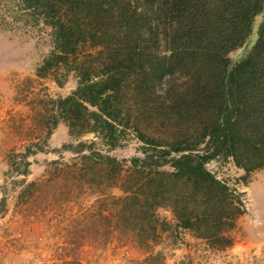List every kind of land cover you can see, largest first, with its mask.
Here are the masks:
<instances>
[{
  "label": "trees",
  "instance_id": "trees-1",
  "mask_svg": "<svg viewBox=\"0 0 264 264\" xmlns=\"http://www.w3.org/2000/svg\"><path fill=\"white\" fill-rule=\"evenodd\" d=\"M263 11L264 0H0L2 20L24 13L51 28L53 48L36 75L53 74L59 85L62 70L77 78L70 94L41 99L36 122L45 119L46 139L59 122L74 137L92 135L63 144L73 156L49 166L96 191L97 231L107 220L111 234L148 248L164 223L156 209L167 206L196 237L232 245L242 192L206 163L231 158L246 174L264 168V16L246 55L229 57ZM129 130L142 155H111ZM46 142L14 153L10 173L25 175L28 155ZM107 186L119 194L103 195Z\"/></svg>",
  "mask_w": 264,
  "mask_h": 264
},
{
  "label": "rangeland",
  "instance_id": "rangeland-1",
  "mask_svg": "<svg viewBox=\"0 0 264 264\" xmlns=\"http://www.w3.org/2000/svg\"><path fill=\"white\" fill-rule=\"evenodd\" d=\"M263 16L264 11L254 18L247 42L229 54L232 61L250 50ZM52 48L51 28L40 17L22 13L0 18V264H264V168L246 174L231 158L206 163L217 178L242 192L245 210L231 231V246L216 248L196 237L178 225L167 206L156 209L164 223L157 226L148 248L120 233L111 234L107 220L103 231H97L96 191L80 189L75 175H59L49 166L60 155L64 161L73 156L63 144L92 135L74 137L59 122L46 139L45 119L36 122L41 99L64 97L77 86L73 71L62 70L61 85L53 74L36 75ZM38 140L47 142L44 151L28 155V172L10 173V157ZM141 145L129 130L109 153L129 160L142 155ZM31 182L39 184L29 188ZM103 193L119 191L107 186Z\"/></svg>",
  "mask_w": 264,
  "mask_h": 264
}]
</instances>
